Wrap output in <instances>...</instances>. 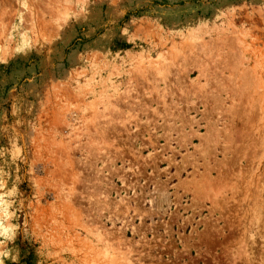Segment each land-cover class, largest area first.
<instances>
[{
    "label": "rangeland",
    "instance_id": "rangeland-1",
    "mask_svg": "<svg viewBox=\"0 0 264 264\" xmlns=\"http://www.w3.org/2000/svg\"><path fill=\"white\" fill-rule=\"evenodd\" d=\"M0 264H264V0H0Z\"/></svg>",
    "mask_w": 264,
    "mask_h": 264
}]
</instances>
